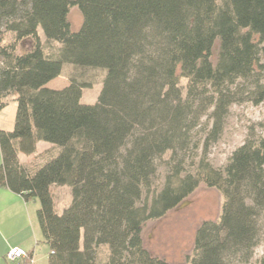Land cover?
I'll list each match as a JSON object with an SVG mask.
<instances>
[{
	"label": "trees",
	"instance_id": "16d2710c",
	"mask_svg": "<svg viewBox=\"0 0 264 264\" xmlns=\"http://www.w3.org/2000/svg\"><path fill=\"white\" fill-rule=\"evenodd\" d=\"M73 7L82 14L76 31ZM24 41L30 49L21 50ZM65 65L105 71L95 104L81 101L92 82L79 76L46 86ZM11 95L17 110L13 130L0 129V187L38 199L48 264H170L144 247L143 226L201 183L223 204L197 229L186 263L253 259L264 236V137H248L224 168L207 151L233 104L264 101V0H0V110ZM205 116L211 127L199 138ZM40 141L58 153L40 166L21 163ZM53 185L71 189L61 214Z\"/></svg>",
	"mask_w": 264,
	"mask_h": 264
},
{
	"label": "rangeland",
	"instance_id": "374dc122",
	"mask_svg": "<svg viewBox=\"0 0 264 264\" xmlns=\"http://www.w3.org/2000/svg\"><path fill=\"white\" fill-rule=\"evenodd\" d=\"M69 21L74 31L80 28L82 14L77 7L71 9ZM40 33L44 38L41 30ZM71 74L92 82V86L83 89L81 101L85 104H95L102 89L105 71L99 69L81 70L71 65H65L63 76L51 80L46 86L53 89H62L69 84V75ZM180 83L184 89L187 80L181 78ZM16 110L17 105L13 103V100L7 99L0 110V129L7 131L13 130ZM210 127L211 121L205 116L201 120L200 125L195 128L196 136L199 138L202 137L204 132ZM259 136L264 137V101L259 105L246 102L233 104L230 107L219 140L212 143L208 148V160L214 167L224 168L237 147L241 146L248 137ZM202 152L200 149L199 154H202ZM57 153V148L52 146L51 143L40 141L37 144V152L35 155L26 156L25 154H19V159L24 165L40 166L49 157ZM194 153L196 152H191L190 156H188L189 154L186 156V169L190 171L194 170L196 161V157L192 156ZM169 154L167 153L160 162L158 174L155 179V187L157 188L162 185L168 171L166 161L170 157ZM1 162L0 150V164ZM5 189L3 190L7 192L0 190L2 215L9 223L14 222L17 226L16 229H19L32 238L33 243L31 246H33L32 249H34L37 264H48L51 251L49 246L43 242L38 224V199H31L28 202L18 200L19 202L14 203V199L16 198H9L13 193L9 189ZM51 191L54 197L55 208L61 214L71 201V189L67 185H53ZM222 204L223 196L220 191L201 183L193 193L177 207L170 210L165 216L145 223L142 231L144 247L152 255L161 257L170 264H187L186 256L191 255L193 251L197 229L204 221L217 220L221 214ZM4 232L6 233L7 230ZM13 239L11 240L13 241ZM0 246L5 247V242L1 238ZM32 249H27V251ZM106 254L107 248L101 246L100 256L104 257ZM263 258L264 236L260 245L255 249L253 259L248 264H261Z\"/></svg>",
	"mask_w": 264,
	"mask_h": 264
},
{
	"label": "crops",
	"instance_id": "0c3cea01",
	"mask_svg": "<svg viewBox=\"0 0 264 264\" xmlns=\"http://www.w3.org/2000/svg\"><path fill=\"white\" fill-rule=\"evenodd\" d=\"M31 44L32 43L30 41H24L21 44V50L22 49L23 50L30 49ZM7 99H12L13 103L17 105V102L15 101V96L14 95L9 96ZM0 188H2L0 190L5 189L4 187H0ZM5 190H7V188ZM4 192H7V191H4ZM2 194H4V193H2ZM9 198L10 199L16 198V199H14V203L19 202L18 200H24V201L28 202L21 195L15 194V193L10 195ZM1 201L2 200L0 199V238L5 242V247L0 246V264H30L28 261H8L5 258V255H6L7 251L9 249L13 248V247H21V248H24L26 250L27 249H32L33 246H31V245L33 243V240H32L31 237H29L24 232L20 231L19 229H16L17 226H16V224L14 222L13 223H9V221L4 218V216L2 215V212H1V206H2V202ZM24 201H22V202H24ZM6 230H7V232L5 233L4 231H6ZM40 231H41V229H40ZM11 237L14 238L13 241L11 240L12 239ZM14 241H16V242H14ZM29 251L32 253V256H33V262H34L33 264H37V260L35 258V254H34V249L29 250Z\"/></svg>",
	"mask_w": 264,
	"mask_h": 264
},
{
	"label": "built area",
	"instance_id": "2783aa9c",
	"mask_svg": "<svg viewBox=\"0 0 264 264\" xmlns=\"http://www.w3.org/2000/svg\"><path fill=\"white\" fill-rule=\"evenodd\" d=\"M5 258L8 261H28L30 264L34 263L32 253L21 247H13L9 249Z\"/></svg>",
	"mask_w": 264,
	"mask_h": 264
}]
</instances>
